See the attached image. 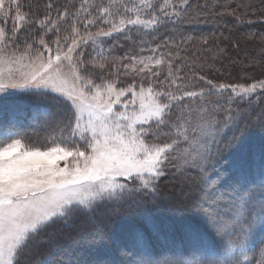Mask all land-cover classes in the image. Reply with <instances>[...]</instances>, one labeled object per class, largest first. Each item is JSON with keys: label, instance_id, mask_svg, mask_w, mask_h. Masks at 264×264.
<instances>
[{"label": "snow or ice", "instance_id": "snow-or-ice-1", "mask_svg": "<svg viewBox=\"0 0 264 264\" xmlns=\"http://www.w3.org/2000/svg\"><path fill=\"white\" fill-rule=\"evenodd\" d=\"M27 7L25 12L21 0H0V94L34 93L45 107L27 121L0 114V264H51L41 258L42 248L58 246L64 229L78 227L79 214L94 218L113 203L131 201L159 233L164 226L148 209L161 200L160 181L170 168L177 177L194 171L205 181L222 151L241 143L245 129L223 139L230 126L249 121L264 130V113L251 120L246 109L233 107L251 106L254 96L264 94V79L246 84L195 72L181 76L172 53H159L160 45L147 56L115 57V45L104 48V38L124 33L131 39L132 29L154 30L179 18L189 0H179L181 11L173 0H81L71 14L48 0L42 17ZM252 7L225 6L218 15L243 9L246 16ZM68 20L71 34L62 37L60 24ZM22 31L29 35L21 39ZM89 42L93 51L86 59ZM128 76L141 79L118 86ZM216 179L224 185L220 198L227 199L229 215L220 217L214 204L205 211L215 237L189 223L182 226V244L158 248L134 228L107 264H264V146L258 157Z\"/></svg>", "mask_w": 264, "mask_h": 264}, {"label": "trees", "instance_id": "trees-1", "mask_svg": "<svg viewBox=\"0 0 264 264\" xmlns=\"http://www.w3.org/2000/svg\"><path fill=\"white\" fill-rule=\"evenodd\" d=\"M51 2L54 4L55 8H59L61 11L67 7L69 14H71L77 7H79L81 0H51ZM98 2L99 0H97V3ZM21 3L25 5V8L23 9L25 12L30 11L27 6L31 5V11L35 12L38 17L47 14L44 5L48 3V0H21ZM242 3H251L253 6L252 10H250L246 16L243 14V9L236 12V16H239L241 20H244V23L237 22L236 16L227 14L223 16L218 15V13L226 11L225 6H227V10H233L236 9L238 4ZM181 12L179 18L173 17V19H166L163 24L159 25L150 33L145 32V34L142 30H137V39L144 38L147 42L146 48L144 49L145 53H151L149 49L155 48L157 45H160L158 50L159 53H164L166 55L168 52H171L173 56V70L179 68L181 76L191 77L193 72L198 73L199 75H204L202 73L204 72V76L210 75L214 72L211 69L203 68L202 71L200 68L198 69L193 65V63L202 65L203 61H207L210 58L211 61L208 62L209 64L204 65L206 67L218 65V70L219 72H222V75L219 76L217 82H238L247 84L253 82V80L264 79V52L261 51V49H264V0H192L189 3V7ZM93 15H95V12H93ZM52 18L56 19L55 10L52 11ZM247 21L251 22L249 23ZM70 25L71 20L60 24V35L62 37L71 34ZM99 27H104V25H99ZM90 30L95 32L97 31V28L92 27ZM30 31L35 32L37 36L39 35V30L37 29H31ZM81 31L83 32V28H81ZM28 35V32L22 31L20 33V38L23 39ZM189 37H191L190 40L188 39ZM54 38V35L46 37V39L49 40ZM204 38L208 39V44L206 45L202 43ZM29 42H31V40H29ZM238 42H242L243 44V49L240 51L238 49ZM125 43L126 40L124 39L123 45ZM209 45L211 46L210 50ZM116 49L120 50L121 47L117 46ZM121 50L123 52L121 51L118 54V57L119 55L123 56L126 53L129 55L136 54V52L133 53L128 50V48L126 50ZM84 51L85 58H89L90 52L86 48ZM166 71V67L161 70V76L159 77L161 80L164 79ZM246 124L248 125L247 128H245ZM241 129H245L242 136L240 132ZM236 134L241 136V143L228 150L222 151L219 163L213 170L214 175L217 173L219 175L222 172L230 173L235 165L242 162H250L253 156H259L261 147L264 146V130L254 125L250 126V124L245 121L244 123H239L238 128L235 130L223 133V139L227 141ZM244 140L245 142H243ZM241 152L244 154L241 155L240 158H237ZM189 177H192V179L191 181L187 180L189 181L187 187H189V185L194 186L193 184L197 183L195 176ZM225 179H227V177H225ZM212 182L213 180L205 185L212 188ZM213 187H215L212 188L213 192H217V190L218 192H221L224 185L217 183L216 186ZM169 188L171 189V187H168V189ZM181 189L182 188L177 190L175 187L172 192L174 193L175 190L179 193L183 192ZM203 191H201V193H203ZM167 196L169 195L167 194ZM188 200L189 202L186 206ZM226 200V198H219V201L217 202L219 204H224L223 211H228L229 208ZM174 201L176 200L174 199ZM176 202H179L181 205L177 206L175 204L170 206L166 200L164 201L162 199L158 202L153 211H149L152 219L156 223L164 226L159 233L152 231L151 226L144 220V215H134L132 227L123 230L120 229L116 235H113V227L101 228V233L106 237L104 244L99 245L95 238L84 237L83 235L81 244H77L74 247L80 249H83L85 246L91 247L89 251H85L82 255H85L86 253L88 254V252L92 250L91 253L96 256L95 258L105 260L107 264L108 261L114 258L117 243H124L128 234L134 228L142 229L148 237L149 242L158 248H163L173 243L177 245L182 244L184 236L182 226L189 223L198 225L210 236L215 237L213 227L211 228L202 221V218L206 217L205 211L201 212L198 208L197 211H194V209L192 210L189 208L191 206L190 204L193 202L192 199L187 197ZM177 208L182 210L183 215H180V220L177 219V214L173 212V210ZM118 228L119 227H117L116 230H118ZM80 230L82 231V228L78 226L73 230L64 229V233H66L69 240H72L73 242L75 237L81 235L82 232ZM72 237L74 238L72 239ZM161 240L164 241L161 242ZM103 245H105V247H103ZM65 256V261H68L66 253L60 254L59 260ZM51 259L49 260L54 261L55 257H53L52 260ZM65 264H67V262H65Z\"/></svg>", "mask_w": 264, "mask_h": 264}, {"label": "rangeland", "instance_id": "rangeland-1", "mask_svg": "<svg viewBox=\"0 0 264 264\" xmlns=\"http://www.w3.org/2000/svg\"><path fill=\"white\" fill-rule=\"evenodd\" d=\"M191 1L192 0H189V3ZM173 2L177 4V11H181L180 7H179V0H173ZM157 14H159V13H157ZM171 19H173V17H171ZM142 31L144 33L145 32L150 33L153 30L150 29V30H142ZM137 33H138L137 29H132V31L130 33L131 39L126 38L124 33L114 34L113 37L104 38L102 40V43H103V46L105 49L115 45V48H114L115 50H113V55L115 57H118V54L122 51L121 49L126 50L127 48H128V50H130L133 53L136 52L135 55H144V56L151 55L152 53H147V52L145 53V51L140 52L141 48H143V49L146 48L147 42L144 38L137 39L138 38L136 36ZM124 39L126 40V43L123 45ZM133 41H134V43H133ZM238 45H239V48H238L239 51L241 49H243L242 42L241 43L238 42ZM117 46H120L121 49L117 50L116 49ZM85 48L90 53H92L93 49H92L91 42H89V45L86 46ZM124 48H126V49H124ZM210 49H211V46L209 45V50ZM114 52H115V54H114ZM124 52H126V51H124ZM209 61H211L210 58L207 61H203L202 65H200L198 63H196L197 65L195 63H193V65L196 66L198 69L200 68L202 71H203V68L211 69L214 72L211 73L210 75H206V76L208 77V79H212V80L217 81V80H219V76L222 75V72H219L218 65L217 66L213 65V67H211V66L206 67L204 64H209L208 63ZM202 73L205 75L204 72H202ZM107 78L111 79L112 77L108 76ZM140 79L141 78L138 76L122 77L121 82L118 86L126 87L128 84L132 83L133 80H136L137 82H139ZM159 79H161V78H159ZM97 82H99V81H97ZM143 82H144L145 86H147V84L149 83V81L147 79H145ZM194 82H196V81H194ZM198 86H204L203 82H198ZM48 99L51 100L52 96L49 95ZM263 106H264V94H261V93H258L257 96H254L252 98L251 106H249L248 103H241V104H234L233 105V107H240L241 109H246L248 116L251 118V120H255L259 114L264 113ZM43 107H45V105L36 98V95L34 93L20 91V92H18L17 95H13V96L0 94V114H2L3 118L6 120L10 119L13 115H16L18 119H23V120L27 121L28 118H30L32 116L34 110H39ZM117 110H120L119 106H117ZM53 111H55V108H53ZM64 112H65L66 116H68V117L71 116V111L67 107L64 108ZM247 123L250 124V126L252 125L249 121H247ZM236 128H238V125H232L226 131L235 130ZM29 130L30 131H36V129L31 128V127L29 128ZM165 131H167V129H165ZM40 135H43V133H40ZM236 135L238 136V134H236ZM33 140H37V137H33ZM243 142H245V140ZM243 154L244 153H242V152L239 153L237 158H240L241 155H243ZM213 172L214 171H212L209 174V176L207 177V179L205 181H200L199 177L197 176V174L194 171L186 173L185 177H177L174 174V170L170 168L169 169V175L163 177L160 181V192H161V196H162L161 200L162 199L164 201L166 200L170 204V206L175 205V204L177 206H180L181 204H179V202H176V201H178L180 199H185L188 197V198L193 200V202L190 204L191 205L189 207L190 209H192V210L194 209V211H197V208H198L201 212H203L209 208L210 204H214L215 210L217 211L219 216L220 217H227L229 215V208L226 207V208H228V211L227 210L223 211L222 209H223L224 204L217 203L219 201V198H220L219 197L220 193L224 191V188L221 190V192H218V190H217V192L216 191L213 192V189H212V188H215L213 186H216V184H217L216 178L218 176H220L221 174H223V172L220 173L219 175H218V173L216 175H214ZM189 176H193V177L195 176V179L197 181V183L193 184L194 186L189 185V186H191V188L187 187V183L189 181H191V180L187 181L188 180L187 177H189ZM211 180H213L212 188L208 185H205L206 183H210ZM172 182L175 184H173ZM168 187H171V189L169 188L170 189L169 190ZM175 187L177 190L182 188L181 191L183 190V192H187L189 194L188 195H182L183 192L179 193L177 190H175L173 193L172 191L174 190ZM201 191H203V193H201ZM167 194L169 196H167ZM174 199L176 201H174ZM161 200H159L158 202H160ZM158 202H157V204H158ZM188 202H189V200L187 201L186 206H187ZM156 205H150L148 211H150V210L153 211V209L156 207ZM228 205L229 204H227V206ZM170 206H169V208H170ZM157 208H158V206H157ZM173 212H175L177 214V219L180 220L181 216L183 215L182 210L177 208V209H174ZM93 215H94V218H91L89 216V214H87V213L79 214L77 217L76 223L79 227L82 228V231L80 230L82 232L81 235L75 237V240L73 242H72V240L70 241L69 237H67V235H66V238L63 239L64 241L63 240L59 241L58 246L53 245L52 247L42 248L40 250L41 258L49 260V259H51V258L53 259V257H55V260L51 261V264H65V262H67V264H106L105 260H102L101 258H100L101 260H99L98 258H95L96 256H94V254L91 253L92 250H90V252H88V254L86 253L85 255H82L85 251H89V249L91 247L85 246V247H83V249H80V248H75L74 246L77 244H81L83 235H84V237L86 236L89 238H95L99 245L104 244L106 237L103 236V234L101 233V228L113 227L112 228L113 229V235L114 234L116 235V234H118L120 229L123 230V229H128V228L132 227V224L134 221L133 216L134 215H136V216L141 215L142 216V215H144V211L142 209L136 210L135 205L131 201H126L123 203L109 204ZM202 219H203L202 221L204 222V224L209 225L211 228L213 227V225L208 221V219L206 217H203ZM117 227H119L118 230H116ZM49 231H52V229H49ZM111 233H112V231H111ZM260 234H261V230H258L257 234H256V239H259ZM73 238L74 237H72V239ZM111 238H112V236H111ZM163 241L164 240H161V242H163ZM61 242L63 245L61 244ZM72 244H73V246H72ZM103 247H105V245H103ZM105 252H106V250H105ZM115 252H116V249H115ZM63 253L67 254L68 261H65L66 256L64 258H62L61 260H59L60 254H63ZM251 254L252 253H250L249 255H251Z\"/></svg>", "mask_w": 264, "mask_h": 264}]
</instances>
